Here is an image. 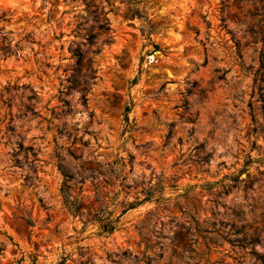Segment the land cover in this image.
<instances>
[{"label":"rangeland","instance_id":"374dc122","mask_svg":"<svg viewBox=\"0 0 264 264\" xmlns=\"http://www.w3.org/2000/svg\"><path fill=\"white\" fill-rule=\"evenodd\" d=\"M0 264H264V0H0Z\"/></svg>","mask_w":264,"mask_h":264}]
</instances>
